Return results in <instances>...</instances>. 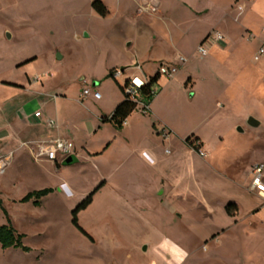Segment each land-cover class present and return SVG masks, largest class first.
<instances>
[{
	"label": "rangeland",
	"instance_id": "1",
	"mask_svg": "<svg viewBox=\"0 0 264 264\" xmlns=\"http://www.w3.org/2000/svg\"><path fill=\"white\" fill-rule=\"evenodd\" d=\"M159 1L162 5L151 13L156 16L146 12L129 31L138 37L139 32L151 29L156 37L152 49L158 56L181 53L189 59L197 83L185 89L174 80L161 109L179 138L195 134L204 139L207 156L195 150L203 159L199 181L192 180L183 188L168 178L170 195L160 204L145 179L137 183L120 179L112 152L91 161L76 158L63 165L61 174L19 154L14 166L6 173L0 171L4 207L3 211L0 206V225L12 224L25 234L23 242L32 250L3 249L0 244V264H264V197L250 191L249 175L256 161L264 163V54L255 60L264 46V0L258 2L259 11L253 0H240L243 8L238 19L237 5L231 8L229 0H202L212 13L196 17L186 13L183 0ZM39 3V33L20 29L24 41L18 49L36 59L16 69L6 62L0 66V77L13 79L26 71L34 76L47 71V92L53 97L67 95L63 103L64 113L69 114L67 124H80L87 135L86 120L96 117L100 100L89 96L84 104L80 98L86 86L83 81L99 86L103 97L119 89L112 76L111 83H105L103 72L105 64L125 50L103 48L100 41L107 30L125 26L113 18L103 21L85 0ZM137 11L140 17L139 5ZM221 13L232 14L222 26L230 39L214 44L210 39L205 43L208 54L201 58L196 50L208 34L200 35L215 31ZM142 43L147 45L145 37ZM5 53L6 48L0 47V59ZM118 81L124 84L122 76ZM162 82L165 86L167 81ZM155 89H160L157 84ZM251 117L260 125H250ZM110 134L99 130L87 138L95 143ZM166 147L173 152L169 161L179 156L180 163L187 162L179 143ZM209 153L214 157L206 167ZM167 169L168 176L176 170L171 164ZM49 187L56 189L40 206L34 200L21 202L30 191ZM90 194L91 203L78 213L84 234L73 223L72 211ZM229 204L236 205L232 217L226 212Z\"/></svg>",
	"mask_w": 264,
	"mask_h": 264
},
{
	"label": "crops",
	"instance_id": "2",
	"mask_svg": "<svg viewBox=\"0 0 264 264\" xmlns=\"http://www.w3.org/2000/svg\"><path fill=\"white\" fill-rule=\"evenodd\" d=\"M94 1L96 0H85L88 6H91L93 12L102 17L103 21H111L113 18L118 20V25L125 26L121 28L127 29H124V31L121 28L109 29L106 32V37L100 41L103 48L117 46L125 50L122 56L112 59L107 65L105 64L103 72L105 83H111L108 80L111 70L123 72L124 84L129 78L134 77L150 80L151 77L158 74L159 66L162 63H175L180 55L186 57L181 53H176L174 56H158L152 49L155 43L153 39H156V37L153 38L154 32L151 29L146 28L143 32H139L138 37L129 31L130 26L134 25V22L144 19L142 17L146 12L153 16L152 14L158 11V8L162 5L159 0H98L106 7L107 12L105 15H101L96 11L93 6ZM201 1L183 0L185 5L183 8L190 17L195 15L209 16L212 13L210 5L201 3ZM214 1L216 3L219 2L218 0ZM242 1L247 2L248 0ZM258 2L259 0H253V7L257 11L260 10ZM233 3L237 5L239 10L236 17L238 19L242 16L240 12L243 6L240 0H229L231 8L234 7ZM39 4V0H0V47L6 48L5 57L0 59V66H4V63L7 62L10 67L16 69L36 59V57H25L18 49L19 45L24 41V34L20 32V29L24 31L28 29L30 32L39 33L42 20ZM137 5L143 11L140 17H138L140 13L137 11ZM48 16L49 18L51 17L50 14ZM227 17H232V14L223 15L221 13L218 16V23L214 27L215 31L223 34L224 43H227L230 39L229 33L224 31L222 27L223 24L228 23ZM213 33L205 30L200 36L208 35L199 45H205L209 41L207 38ZM86 34L90 36L89 32ZM144 37L147 39L146 47L142 43V38ZM212 47L214 46L212 45ZM225 48H228L227 44ZM196 53L199 55L197 50ZM186 58L187 62L180 66L179 72L173 78L169 79L158 74L156 84L160 89L150 104V113L144 114L136 110L128 117L122 129L116 128L110 121L103 122L101 119L104 116H111L118 104L124 99V93L120 87L121 84L118 78H115L119 85V89L117 88L116 92L106 97L101 96L100 99H95L92 96L93 99L96 101L100 100V102H98V108L95 112L96 117L88 116L86 120L85 130H88L87 135L83 133L84 129L82 130L80 124H67L69 114L67 115L63 111V103H65L67 95L57 94L53 97L47 92L44 83L45 79L50 77L47 71L43 75L36 74L35 76L26 71L13 79L0 77V158H4L5 164L2 172L6 173L14 166L18 155L23 154L29 156L33 161L40 162L46 168L49 167L51 169L52 167L55 174L63 173V165L66 164V160L54 163L45 157L37 156L41 146L51 140L63 138L73 141L76 148L77 146L81 147L80 149L77 148L74 160L82 158L86 161H91L94 158L105 157L112 152L113 157L119 163L116 171L122 174L120 179H134L136 180L135 183L139 182V179H145L148 182L146 186L151 188L150 194L156 195L159 203L163 204L170 195L166 189V180L171 178L173 183L183 188L186 183L192 180L199 181L198 171H200L203 160L196 155L195 149L186 143L189 136L179 138L178 130L164 119L163 110L161 109L166 103L169 87H173L171 83L174 80H178L181 85L184 84L185 89L189 86V83L192 85L197 83L189 69V59L188 57ZM158 61L159 63H157ZM37 76L40 77L39 80H36ZM163 79L167 81L165 86L162 82ZM86 81L89 86L92 85L99 90V86H96L95 83L90 80ZM80 98L83 101L86 100L83 94H81ZM84 104L87 105L86 101H84ZM75 127H77L79 132ZM164 129L169 132L167 138L163 136L162 131ZM99 130L108 131L111 134L102 137L95 143L87 138V136L94 137ZM112 135L113 139H111ZM191 136L199 138L197 142L206 150L205 141L202 137L195 134ZM174 143H179L181 155L184 159H187L186 163H180L181 158L179 156L169 161L168 156L172 155L173 152L166 146H173ZM209 154L210 157L205 160L206 167L211 162L208 160L214 157V154ZM184 159L182 160L184 161ZM257 163L263 162L256 161L251 166L249 174L251 175L250 191L254 194L257 193L251 190L252 169ZM169 164L173 165L176 170L168 176L167 166ZM169 173L171 172L169 171ZM103 182L106 183L107 180ZM49 188L56 189V187ZM181 194H185L184 189H182Z\"/></svg>",
	"mask_w": 264,
	"mask_h": 264
},
{
	"label": "built area",
	"instance_id": "3",
	"mask_svg": "<svg viewBox=\"0 0 264 264\" xmlns=\"http://www.w3.org/2000/svg\"><path fill=\"white\" fill-rule=\"evenodd\" d=\"M241 8V7H240ZM207 39H212V42H217L219 40H224L222 33L215 31L213 34L209 35ZM197 52L201 57H204L208 54V48L206 45H199ZM264 54V46L259 48V51L255 55V60H260L261 56ZM187 62V58L184 56H178L175 63H162L159 66L158 74L166 78H173L180 69V66ZM123 75V72L116 70L114 72V78H119ZM40 77L37 76L36 80H39ZM149 82V79H141L139 77L129 78L125 82V91L128 95L131 96V99L137 104V110L141 111L144 114L150 113V104L151 99H154L157 95V90H151L148 97L142 95V88L145 87ZM86 86L83 89V97L87 98L93 96L95 99H100L102 94L100 91L88 84L86 80L83 81ZM164 138H167L169 135L168 130L164 129L162 131ZM199 143V142H198ZM169 152V150H167ZM200 156L206 157L207 153L199 147L197 150ZM77 153L76 145L73 141L63 138H57L47 142L44 146H41L39 152L37 153L38 157H45L48 160L58 163L65 161L68 157H74ZM3 169L0 168V171ZM251 190L256 192L259 196L264 197V163H257L253 166L252 169V183Z\"/></svg>",
	"mask_w": 264,
	"mask_h": 264
},
{
	"label": "trees",
	"instance_id": "4",
	"mask_svg": "<svg viewBox=\"0 0 264 264\" xmlns=\"http://www.w3.org/2000/svg\"><path fill=\"white\" fill-rule=\"evenodd\" d=\"M93 6L99 14L101 15L106 14L107 10L102 2L96 0L94 1ZM114 72L115 70H111L109 75L113 76ZM157 81H158V74L151 77L148 84L142 88V95L148 97L151 90L155 89V84L157 83ZM120 87L124 93L123 101L118 104V106L116 107L115 111L111 116H104L101 118L103 122H107V121L112 122L115 125V127L118 129H122L128 117L137 110V104L131 99V96L128 95L125 91V84L120 85ZM150 101L152 102L153 99H151ZM192 138H193L192 136L187 138L186 143L191 145V147L197 151L201 146V144L197 142L199 138H194L195 139L194 141H192ZM53 191H54L53 188L34 190L32 192H29L27 195H25L21 199V202H29L31 200H34V204L40 206L42 199L48 196L49 194H51ZM91 201H92V194H90L85 200L79 203L77 207L72 211L73 223L84 234H87V232L78 223V213L81 209L87 208L88 205L91 203ZM0 206L4 211V207L1 199H0ZM232 208H236V205L229 204L226 206V212L229 216H234L235 211L232 210ZM24 237L25 234L18 233L12 224L0 225V244L3 249L18 248L25 252H30L32 249L24 244L23 242Z\"/></svg>",
	"mask_w": 264,
	"mask_h": 264
},
{
	"label": "water",
	"instance_id": "5",
	"mask_svg": "<svg viewBox=\"0 0 264 264\" xmlns=\"http://www.w3.org/2000/svg\"><path fill=\"white\" fill-rule=\"evenodd\" d=\"M249 124L250 125H252V126H259L260 125V122L259 121H257L255 118H253V117H251L250 119H249ZM239 130L241 131V132H243V130L241 129V128H239ZM74 162V157H68L67 159H66V163L67 164H71V163H73Z\"/></svg>",
	"mask_w": 264,
	"mask_h": 264
},
{
	"label": "bare ground",
	"instance_id": "6",
	"mask_svg": "<svg viewBox=\"0 0 264 264\" xmlns=\"http://www.w3.org/2000/svg\"><path fill=\"white\" fill-rule=\"evenodd\" d=\"M0 168H2V169L5 168V164H4V162L0 163Z\"/></svg>",
	"mask_w": 264,
	"mask_h": 264
}]
</instances>
